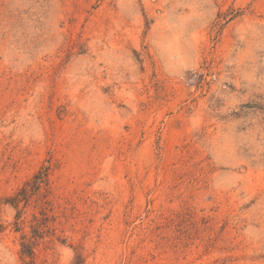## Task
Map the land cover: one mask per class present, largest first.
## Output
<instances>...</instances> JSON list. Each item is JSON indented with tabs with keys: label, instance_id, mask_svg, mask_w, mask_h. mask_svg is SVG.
Segmentation results:
<instances>
[{
	"label": "rangeland",
	"instance_id": "rangeland-1",
	"mask_svg": "<svg viewBox=\"0 0 264 264\" xmlns=\"http://www.w3.org/2000/svg\"><path fill=\"white\" fill-rule=\"evenodd\" d=\"M0 264H264V0H0Z\"/></svg>",
	"mask_w": 264,
	"mask_h": 264
},
{
	"label": "trees",
	"instance_id": "trees-1",
	"mask_svg": "<svg viewBox=\"0 0 264 264\" xmlns=\"http://www.w3.org/2000/svg\"><path fill=\"white\" fill-rule=\"evenodd\" d=\"M49 172H50V166L49 167H46L44 169V171H40L34 177V181H33L34 183H32L33 185H31V186L36 187L35 185H39L40 182H42L45 178L48 179ZM22 192H23L22 194L24 195V198L26 199L28 197V193H27L26 189H25V191H22ZM15 199H16L17 202H20L21 201L19 197L15 198ZM34 220L35 221L38 220L37 216L34 217ZM23 247H24L23 254L34 255V252L32 250V246L28 242H25L23 244Z\"/></svg>",
	"mask_w": 264,
	"mask_h": 264
}]
</instances>
